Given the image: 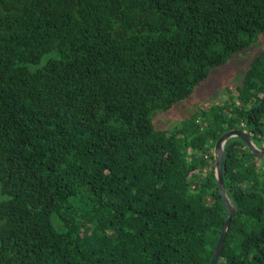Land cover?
I'll return each mask as SVG.
<instances>
[{
	"label": "trees",
	"instance_id": "obj_1",
	"mask_svg": "<svg viewBox=\"0 0 264 264\" xmlns=\"http://www.w3.org/2000/svg\"><path fill=\"white\" fill-rule=\"evenodd\" d=\"M264 35V0H0V264H210L213 148L264 150V48L234 94L152 115ZM217 264H264V159L238 138Z\"/></svg>",
	"mask_w": 264,
	"mask_h": 264
},
{
	"label": "rangeland",
	"instance_id": "obj_2",
	"mask_svg": "<svg viewBox=\"0 0 264 264\" xmlns=\"http://www.w3.org/2000/svg\"><path fill=\"white\" fill-rule=\"evenodd\" d=\"M263 48L264 35H260L249 49L234 54L225 64L213 68L207 79L199 83L188 98L177 102L168 111L153 113V128L171 130L202 110L205 111L213 105L221 104L229 97V94L236 92L251 61ZM7 198L8 196L0 194V201Z\"/></svg>",
	"mask_w": 264,
	"mask_h": 264
},
{
	"label": "water",
	"instance_id": "obj_3",
	"mask_svg": "<svg viewBox=\"0 0 264 264\" xmlns=\"http://www.w3.org/2000/svg\"><path fill=\"white\" fill-rule=\"evenodd\" d=\"M231 138L240 139L252 154H254L255 156L261 159H264V150L257 148V146L252 142L251 137L247 135L244 131L238 129L228 130L224 132L215 142L213 148L214 177H215L218 193L221 197L222 202L224 203V205L228 210V216L221 228L219 238L213 250L210 264H217L225 236L230 226L231 219L235 214V207L233 206V204L231 203V201L229 200L226 194L224 182H223V176H222V160H223L224 146L225 143Z\"/></svg>",
	"mask_w": 264,
	"mask_h": 264
}]
</instances>
